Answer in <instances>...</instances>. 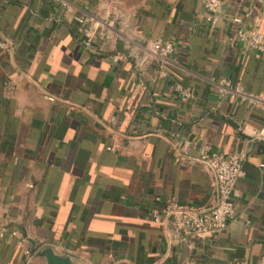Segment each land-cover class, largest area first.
Segmentation results:
<instances>
[{"label": "crops", "instance_id": "crops-1", "mask_svg": "<svg viewBox=\"0 0 264 264\" xmlns=\"http://www.w3.org/2000/svg\"><path fill=\"white\" fill-rule=\"evenodd\" d=\"M208 1L0 0L13 43L0 52V226L16 231L0 264H47L45 247L76 264H264V112L214 90L227 77L264 98V53L233 39L264 32V0H222L217 25ZM214 151L245 155L227 228L186 238L155 222L168 198L214 203Z\"/></svg>", "mask_w": 264, "mask_h": 264}, {"label": "built area", "instance_id": "built-area-1", "mask_svg": "<svg viewBox=\"0 0 264 264\" xmlns=\"http://www.w3.org/2000/svg\"><path fill=\"white\" fill-rule=\"evenodd\" d=\"M64 6L67 0H52ZM222 0H209L207 7L211 14L207 20L214 25L220 22V18L215 15ZM82 23L84 18H78ZM237 23L242 22L240 17L234 18ZM83 31L88 38L92 36L90 29L84 26ZM239 43L256 52L264 53V32L255 25L253 27L240 26L233 37ZM90 45V40L86 46ZM154 50L158 57L166 60L171 57L174 47L170 41L157 40L154 43ZM13 49L12 40L0 35V52H10ZM160 75L167 76L168 71L161 66ZM215 94L218 98H228L233 101L246 103L251 107H258L264 112V98L258 94L249 91L243 84L234 81L231 78L222 77L215 79ZM180 99L183 102L194 98V89H186L181 84L175 85ZM49 99L54 100L53 96ZM256 138L264 142V123L256 132ZM108 149H112L109 147ZM202 160L207 163L214 174V187L216 199L211 206L197 207L179 203L175 198H168L163 206H158L152 211V218L157 223L170 222L175 229L181 232L186 238L207 237L219 233L227 228L229 222L236 216V202L234 198V189L239 178L245 176L246 172L243 166L245 155L231 154L224 156L222 152H212L203 155ZM16 231H8L0 226V244L7 236H15Z\"/></svg>", "mask_w": 264, "mask_h": 264}, {"label": "water", "instance_id": "water-1", "mask_svg": "<svg viewBox=\"0 0 264 264\" xmlns=\"http://www.w3.org/2000/svg\"><path fill=\"white\" fill-rule=\"evenodd\" d=\"M39 255L46 258L47 264H76L70 255L57 253L52 247H45Z\"/></svg>", "mask_w": 264, "mask_h": 264}]
</instances>
